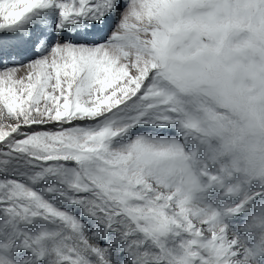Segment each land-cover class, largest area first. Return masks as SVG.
<instances>
[{"label":"snow or ice","instance_id":"6c2138e0","mask_svg":"<svg viewBox=\"0 0 264 264\" xmlns=\"http://www.w3.org/2000/svg\"><path fill=\"white\" fill-rule=\"evenodd\" d=\"M0 264H264V0H0Z\"/></svg>","mask_w":264,"mask_h":264}]
</instances>
